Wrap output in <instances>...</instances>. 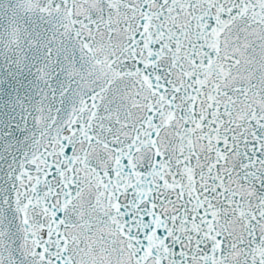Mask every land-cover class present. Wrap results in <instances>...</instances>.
Segmentation results:
<instances>
[{"label": "snow or ice", "instance_id": "snow-or-ice-1", "mask_svg": "<svg viewBox=\"0 0 264 264\" xmlns=\"http://www.w3.org/2000/svg\"><path fill=\"white\" fill-rule=\"evenodd\" d=\"M0 264H264V0H0Z\"/></svg>", "mask_w": 264, "mask_h": 264}]
</instances>
